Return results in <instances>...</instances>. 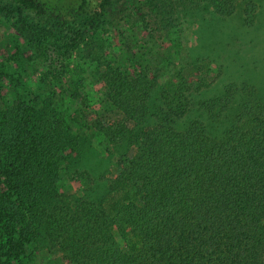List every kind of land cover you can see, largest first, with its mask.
<instances>
[{
  "label": "trees",
  "instance_id": "16d2710c",
  "mask_svg": "<svg viewBox=\"0 0 264 264\" xmlns=\"http://www.w3.org/2000/svg\"><path fill=\"white\" fill-rule=\"evenodd\" d=\"M116 1L0 3L80 40ZM237 1L214 3L230 15ZM256 8L244 9L249 26ZM148 72L111 65L100 77L124 114L89 125L118 149L103 199L59 186L81 148L63 119L34 138L23 103L0 109V264H264V98L242 82L193 101L210 86L200 75L154 104L158 75ZM76 90H86L83 80Z\"/></svg>",
  "mask_w": 264,
  "mask_h": 264
},
{
  "label": "rangeland",
  "instance_id": "374dc122",
  "mask_svg": "<svg viewBox=\"0 0 264 264\" xmlns=\"http://www.w3.org/2000/svg\"><path fill=\"white\" fill-rule=\"evenodd\" d=\"M248 3L257 5L251 26L244 13ZM235 5L232 14L221 15L214 0H117L80 40H70L72 34L44 23L34 26L0 3V109L23 103L32 114L34 138L63 119L81 148L59 186L76 197L103 199L109 173L118 170V149L89 125L124 117L99 83L108 66L130 71L140 65L158 75L154 104L175 84L200 75L210 86L193 94V101L214 98L225 84L242 82L257 87L264 98V0ZM82 80L86 90L77 91ZM40 256L49 251L42 249Z\"/></svg>",
  "mask_w": 264,
  "mask_h": 264
}]
</instances>
